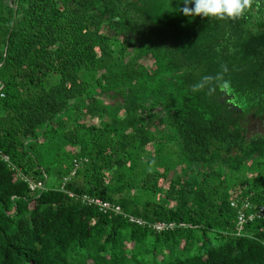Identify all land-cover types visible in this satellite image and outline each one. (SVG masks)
<instances>
[{"label":"trees","instance_id":"1","mask_svg":"<svg viewBox=\"0 0 264 264\" xmlns=\"http://www.w3.org/2000/svg\"><path fill=\"white\" fill-rule=\"evenodd\" d=\"M183 7L0 0V264H264V218L235 236L230 206H264V0L235 21ZM222 66L229 90L193 91Z\"/></svg>","mask_w":264,"mask_h":264},{"label":"clouds","instance_id":"2","mask_svg":"<svg viewBox=\"0 0 264 264\" xmlns=\"http://www.w3.org/2000/svg\"><path fill=\"white\" fill-rule=\"evenodd\" d=\"M184 7L179 9L185 16H200L204 18H214L219 20H238L245 17L246 14L252 12L253 6L255 10L261 7V0H182ZM227 66L221 67V72L216 76H204L201 80L193 85V91H200L206 87H211L213 83L222 90L227 91L231 87L229 80L224 79L227 73ZM150 165H155V161H151Z\"/></svg>","mask_w":264,"mask_h":264},{"label":"built area","instance_id":"3","mask_svg":"<svg viewBox=\"0 0 264 264\" xmlns=\"http://www.w3.org/2000/svg\"><path fill=\"white\" fill-rule=\"evenodd\" d=\"M0 160L8 162V157L4 155L0 151ZM9 166L11 164L9 163ZM11 168H13L11 166ZM18 177L26 182L28 184V188L30 191L35 190H44V186L42 182H33L29 180L27 177H24L20 174V172L17 170ZM60 189H63V185ZM68 196L70 198H76L80 199L82 203H84L87 206H93L96 207L101 213L106 214L108 212L113 213V215H120L122 214V211L120 207L112 205L110 202L103 201L99 198H93L89 197L88 195H80V196H74L72 193H68ZM230 206L234 208L237 211V222H236V228H235V236H239L244 229L245 225L256 220V219H262L264 218V206H253L248 201H238L233 200L230 203ZM124 217L128 219V221L132 224H136L138 226H147V228H151L152 230L161 232L163 230H170L174 228L173 223L165 224V223H153V224H147L142 219L126 216L123 214ZM180 226H184L180 224Z\"/></svg>","mask_w":264,"mask_h":264},{"label":"rangeland","instance_id":"4","mask_svg":"<svg viewBox=\"0 0 264 264\" xmlns=\"http://www.w3.org/2000/svg\"><path fill=\"white\" fill-rule=\"evenodd\" d=\"M146 63H149V60L146 61ZM248 134H264V119L263 120H250L248 123Z\"/></svg>","mask_w":264,"mask_h":264}]
</instances>
